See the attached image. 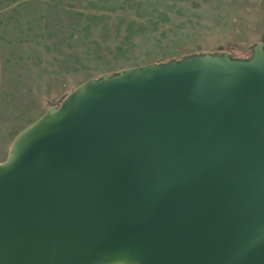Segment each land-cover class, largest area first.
<instances>
[{
	"label": "water",
	"instance_id": "water-1",
	"mask_svg": "<svg viewBox=\"0 0 264 264\" xmlns=\"http://www.w3.org/2000/svg\"><path fill=\"white\" fill-rule=\"evenodd\" d=\"M0 264H264V43L104 72L24 127Z\"/></svg>",
	"mask_w": 264,
	"mask_h": 264
},
{
	"label": "rangeland",
	"instance_id": "rangeland-1",
	"mask_svg": "<svg viewBox=\"0 0 264 264\" xmlns=\"http://www.w3.org/2000/svg\"><path fill=\"white\" fill-rule=\"evenodd\" d=\"M259 41L264 0H0V161L90 77Z\"/></svg>",
	"mask_w": 264,
	"mask_h": 264
},
{
	"label": "trees",
	"instance_id": "trees-1",
	"mask_svg": "<svg viewBox=\"0 0 264 264\" xmlns=\"http://www.w3.org/2000/svg\"><path fill=\"white\" fill-rule=\"evenodd\" d=\"M236 57H239V56H236ZM249 57H251V56H246V57H244V58H249Z\"/></svg>",
	"mask_w": 264,
	"mask_h": 264
}]
</instances>
